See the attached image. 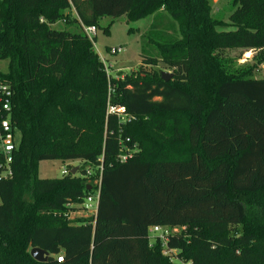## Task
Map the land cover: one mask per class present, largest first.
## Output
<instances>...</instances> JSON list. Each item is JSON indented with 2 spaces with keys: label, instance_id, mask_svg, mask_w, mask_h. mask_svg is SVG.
<instances>
[{
  "label": "trees",
  "instance_id": "1",
  "mask_svg": "<svg viewBox=\"0 0 264 264\" xmlns=\"http://www.w3.org/2000/svg\"><path fill=\"white\" fill-rule=\"evenodd\" d=\"M212 5L0 0V60L8 62L0 82L13 90L21 133L14 176L0 181V264H173L159 238L151 243L153 225L179 228L167 244L193 264H264V77L229 76L217 54L264 47V0H232L228 20ZM124 14L152 19L140 70L116 77L83 25ZM168 22L179 31L172 42L162 40ZM150 45L158 56L146 55ZM159 62L169 81L143 68ZM169 127V147L184 146L186 156L151 143L148 128ZM139 140L141 150L121 162L122 142ZM55 159L82 166L40 177L39 162ZM88 179H101L97 213L76 216L98 187ZM33 247L48 261L35 260Z\"/></svg>",
  "mask_w": 264,
  "mask_h": 264
},
{
  "label": "rangeland",
  "instance_id": "2",
  "mask_svg": "<svg viewBox=\"0 0 264 264\" xmlns=\"http://www.w3.org/2000/svg\"><path fill=\"white\" fill-rule=\"evenodd\" d=\"M212 12L213 14H220L224 20H228L229 15L233 11L232 0H212ZM152 17H147L136 22H130L124 17L112 18L110 16H104L100 18V26L97 27L96 41L94 43V48L100 58L105 60L106 69L111 76H136V72L140 70L142 64V42L143 37L148 29ZM54 28L64 27L63 22H59L53 26ZM73 29V27H70ZM133 28V32L129 29ZM162 30H164L165 36L162 37L164 41H173V38L179 37L178 27L172 22H168L163 25ZM122 47L123 50L116 54L109 52L111 47ZM146 55H159L155 46L150 45L144 47ZM218 59L220 60L222 66L224 67L225 73L229 76H242L246 78H262L264 77V47L262 48H250V49H240V48H225L219 49L217 51ZM8 62L6 60H0V70L6 71ZM143 68L147 70H156L158 72L167 71L172 72L170 68H167L163 63H158L156 66H144ZM188 116V115H186ZM122 119L126 120L125 116ZM147 133L156 139H152L151 143L165 144L168 148L170 140L171 127L161 130H155L148 128ZM167 140V141H165ZM136 141L134 145L128 146L131 153L138 152L141 150L139 144L144 146V142ZM170 152L174 155L172 156H186L188 150L181 146L179 150L174 149V147H169ZM176 152V153H175ZM82 166L81 160H71L63 162L60 159L55 160H45L39 162V175L42 178L49 177H60L62 176V167L67 169L79 168ZM87 183L95 185L96 180H87ZM243 198V197H241ZM72 214L76 216H86L82 210H77ZM179 229V228H178ZM165 230V227H164ZM171 231H175L174 228ZM151 241H153L152 234H149Z\"/></svg>",
  "mask_w": 264,
  "mask_h": 264
},
{
  "label": "built area",
  "instance_id": "3",
  "mask_svg": "<svg viewBox=\"0 0 264 264\" xmlns=\"http://www.w3.org/2000/svg\"><path fill=\"white\" fill-rule=\"evenodd\" d=\"M83 31L94 43V38L96 37L97 27L95 25H83ZM123 48L120 47H111L109 52L116 54L121 52ZM105 62V60L101 57ZM264 66V62L262 63ZM108 72V69H107ZM14 98V93L10 85L0 82V181L9 180L14 176V155L18 150L21 142V133L20 130L14 125L12 120V102ZM124 107H114L110 106L109 111L113 113H118L119 115L124 112ZM123 117V116H122ZM129 141V138L127 139ZM120 155L119 159L121 162H126L132 155L130 152L127 143L122 142L120 146ZM72 171V169H71ZM70 172V169L62 167V176ZM100 183L101 179L96 181L98 186L94 194L88 196L82 204V212L88 215H95L98 209L99 196H100ZM175 231L160 225H153L149 227V234H152L153 243L157 238L162 242V253L165 256H168L173 264H193L192 261H186L178 257L177 250L172 249L168 246V234L170 232H178V228H174ZM63 259L62 256L58 257V261Z\"/></svg>",
  "mask_w": 264,
  "mask_h": 264
},
{
  "label": "water",
  "instance_id": "4",
  "mask_svg": "<svg viewBox=\"0 0 264 264\" xmlns=\"http://www.w3.org/2000/svg\"><path fill=\"white\" fill-rule=\"evenodd\" d=\"M122 17L127 20L126 14L122 15ZM161 76L165 81H169L172 77V72L162 71ZM76 172L77 168H73L71 171L72 174H75ZM30 254L37 261L46 262L49 259V252L40 247L31 248Z\"/></svg>",
  "mask_w": 264,
  "mask_h": 264
},
{
  "label": "crops",
  "instance_id": "5",
  "mask_svg": "<svg viewBox=\"0 0 264 264\" xmlns=\"http://www.w3.org/2000/svg\"><path fill=\"white\" fill-rule=\"evenodd\" d=\"M214 8V7H213ZM215 9V8H214ZM213 12H216V10H213Z\"/></svg>",
  "mask_w": 264,
  "mask_h": 264
}]
</instances>
